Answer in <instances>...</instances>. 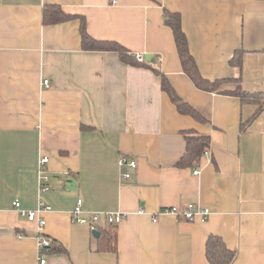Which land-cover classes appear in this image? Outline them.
Here are the masks:
<instances>
[{"label":"crops","instance_id":"obj_1","mask_svg":"<svg viewBox=\"0 0 264 264\" xmlns=\"http://www.w3.org/2000/svg\"><path fill=\"white\" fill-rule=\"evenodd\" d=\"M46 5L84 17L96 40L151 55L149 65L207 121L180 114L152 70L83 50L79 19L43 24ZM165 10L181 15L205 79L240 82L197 89ZM237 51L242 68L230 64ZM238 87L264 93V0H0V264H38V225L17 213L16 201L26 210L40 201L52 207L44 215L53 242L47 264H211L210 235L237 251L233 264H264V109L242 132L258 106L220 93ZM186 131L210 136V154L178 168ZM122 157L136 169L120 166ZM40 169L49 177L44 192ZM79 199L87 212L127 218L95 237L71 219ZM189 204L209 218L152 219Z\"/></svg>","mask_w":264,"mask_h":264},{"label":"trees","instance_id":"obj_2","mask_svg":"<svg viewBox=\"0 0 264 264\" xmlns=\"http://www.w3.org/2000/svg\"><path fill=\"white\" fill-rule=\"evenodd\" d=\"M43 24L55 25L71 20L79 19L81 22L80 33L82 39L83 50L86 51H103V52H115L118 54L120 60L131 66L143 67L152 70L161 79V88L165 92L172 103L176 106L177 110L182 115H187L195 120L205 123L207 120L198 112L195 108L185 102L176 92L171 85L167 76L159 69L153 68L147 61L138 62L135 59V55L128 49L123 47L114 41H101L92 38L86 26V20L84 17L72 15L66 13L58 5H46L43 8ZM165 24L172 30L174 40L181 62L183 72L193 82L195 87L205 92H218L221 87L228 82H240V79H220V80H208L205 79L199 70V67L195 61V58L191 54L189 48V42L187 36L182 27V17L179 13H172L165 10L164 14ZM243 52L237 51L230 61L232 66L238 68L243 67ZM221 94L231 95L240 99L242 104H251L258 106V109L254 116L246 123L242 124L241 130L245 131L246 127L257 118V116L264 109V93H249L245 92L241 87H238L234 91H221ZM184 137L187 144L185 155L177 163L178 168H189L198 166L203 157L204 151L210 149L211 138L208 135L199 134L195 131L184 132ZM101 235L103 230H100ZM100 237V236H99ZM60 250V249H59ZM237 251L231 250L227 247L224 240L217 235H210L206 242V258L211 264H233L237 258Z\"/></svg>","mask_w":264,"mask_h":264},{"label":"built area","instance_id":"obj_3","mask_svg":"<svg viewBox=\"0 0 264 264\" xmlns=\"http://www.w3.org/2000/svg\"><path fill=\"white\" fill-rule=\"evenodd\" d=\"M135 59L138 62H145L144 55H135ZM49 82L45 81L44 85L48 86ZM210 150L206 149L204 151V155H209ZM48 158H43L41 160L40 166L42 167L46 163H48ZM120 166H129L132 169H136L137 163L134 160H130L128 157H122L120 159ZM199 169L194 170V175H199ZM125 178H130V174H125ZM49 181V177L46 173L40 169L39 171V189L44 192L48 190L47 183ZM14 209L17 213L23 217L28 219L31 222H35L38 225L37 232V249H38V264H47V260L44 258V254L48 253L52 250L53 242L52 240L44 235V229L46 226V218L45 213L51 212L52 207L46 205L44 202L40 201L38 203V207L35 210H26L23 209L20 205V202L16 201L14 203ZM138 215L146 214L143 209H140L137 213ZM162 215H172L177 218H183L188 222H195L196 220L205 221L210 216V211L208 209H203L197 205L189 204L184 209L179 207H171L165 208L159 211L156 215H152L153 221H157L158 216ZM71 219L75 223L80 224H88L92 233L98 232L106 226L119 225L121 224L125 218H127V214L122 212H98L92 213L87 212L83 207V200L79 199L76 207L70 213Z\"/></svg>","mask_w":264,"mask_h":264},{"label":"water","instance_id":"obj_4","mask_svg":"<svg viewBox=\"0 0 264 264\" xmlns=\"http://www.w3.org/2000/svg\"><path fill=\"white\" fill-rule=\"evenodd\" d=\"M151 58H152L151 55H146V56H145V60H146V61H149ZM75 185H76L75 181H71V185H70V186H71V187H75ZM93 235H94L95 237H99V236H100V232H99V231H98V232H94Z\"/></svg>","mask_w":264,"mask_h":264}]
</instances>
